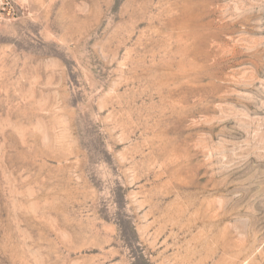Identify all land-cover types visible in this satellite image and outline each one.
<instances>
[{"label": "rangeland", "instance_id": "rangeland-1", "mask_svg": "<svg viewBox=\"0 0 264 264\" xmlns=\"http://www.w3.org/2000/svg\"><path fill=\"white\" fill-rule=\"evenodd\" d=\"M0 264H264V0H0Z\"/></svg>", "mask_w": 264, "mask_h": 264}]
</instances>
